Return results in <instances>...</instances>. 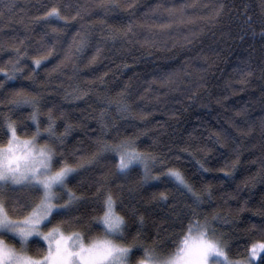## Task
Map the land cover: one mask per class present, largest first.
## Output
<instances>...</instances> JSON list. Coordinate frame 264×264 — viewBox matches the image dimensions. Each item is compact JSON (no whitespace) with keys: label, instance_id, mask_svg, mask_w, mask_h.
Here are the masks:
<instances>
[{"label":"trees","instance_id":"16d2710c","mask_svg":"<svg viewBox=\"0 0 264 264\" xmlns=\"http://www.w3.org/2000/svg\"><path fill=\"white\" fill-rule=\"evenodd\" d=\"M52 4L68 8L62 15L75 26L45 41L56 44L58 55L46 62L45 68L57 87L39 89L46 104L41 106V114L46 117L48 110H53L60 124L58 134L64 131L63 123L74 126L66 143L69 152L76 150V160L71 161L74 165L83 158L84 170L77 179L87 183L93 177H106L113 193L123 196L125 203L131 192L136 197L132 203L146 216L149 226L153 220L159 223L166 218L172 205H192L171 182L142 185V168L120 177L110 155L98 164L89 163L97 152L91 133L98 130L97 120L103 111L105 123L119 126L120 138H135L137 150L161 157L153 174L166 171L160 166L163 163L181 170L194 191L203 194L204 186H211L212 201L205 196L201 211L209 214L217 210L234 218V227L224 229L233 233V247L242 250L250 244L258 231L252 224L264 223V180L257 176L264 160V36L260 35L264 31L260 23L264 0H0V63L10 58L12 48L26 37L33 48L41 41L45 25L37 19ZM101 4L118 7L105 10ZM77 7L86 12L72 21ZM249 18L252 23H245ZM129 25L131 34L126 31ZM52 27L63 28V24L47 26L49 31ZM85 29L96 41L108 38L102 44L103 56L92 65L87 57L82 61L64 57L72 37ZM113 34H118L115 40ZM93 52L90 50L88 57ZM57 64H61L59 71L54 70ZM74 64L79 65L81 75L74 73ZM105 74L101 87L97 77ZM46 82V76L41 75L37 84ZM90 84L97 85L90 98L78 103L62 101L64 91ZM122 91L123 97L118 95ZM28 92L35 94L33 89ZM97 94L106 95L111 106ZM121 101L130 106L131 114L121 115L117 108ZM54 105H62L66 120ZM30 110L24 106L23 116ZM142 131L146 134L137 135ZM115 135L104 139L116 143ZM184 149L191 155L181 156ZM177 157L183 163H175ZM205 159V166L216 171L201 175L195 160ZM233 162L234 180L219 183L223 175L218 170ZM69 186L76 190L73 183ZM94 191L87 187L79 190L85 196ZM160 192L168 194L167 205L153 199ZM151 235H155L154 229Z\"/></svg>","mask_w":264,"mask_h":264},{"label":"snow or ice","instance_id":"6c2138e0","mask_svg":"<svg viewBox=\"0 0 264 264\" xmlns=\"http://www.w3.org/2000/svg\"><path fill=\"white\" fill-rule=\"evenodd\" d=\"M99 7L108 10L118 6L101 4ZM223 7L221 4L220 8ZM68 10L64 5L47 7L43 16L37 19V23L45 25L41 41L33 48L26 37L19 42L20 46L12 48L10 58L0 63V264H209L212 256L220 259L222 264H231L224 254L222 242L209 234L213 218L201 211L205 196L212 201L211 186L205 185L203 194L194 191L193 184L181 170L163 163L160 166L166 171L153 174L161 157L137 150L135 138H120L119 126L110 127L105 123L103 111L97 120L98 130L91 133L97 152L89 163L98 164L110 155L120 177H127L134 169L142 168V185L171 182L195 207L172 205L166 218L159 223L153 220L149 226L146 216L132 203L136 197L131 192L125 203L123 196L113 193L106 177H93L87 183L77 179L84 170L83 158L74 165L71 161L76 160V150L69 152L66 143L74 126L63 123L64 131L58 134L60 124L53 110L50 108L46 117L41 114V106L46 104L44 95L39 92L43 87H57L51 84V73L45 68L46 62L58 55L56 44L45 41H52L53 36L75 26L70 24L68 16L62 15V11ZM82 12L86 9L77 7L71 20L76 21ZM53 22L63 24V28L52 27L49 31L47 26ZM245 23H252L251 18ZM260 23L264 24V17ZM126 31L131 34V25ZM117 35L113 34L111 39L115 40ZM260 35L264 36V31ZM107 39L96 41L87 29L78 31L64 51V57L81 61L87 57L88 65L95 64L104 54L102 44ZM92 49L94 52L88 57ZM32 52L36 54L30 55ZM73 69L77 76L82 74L79 65L74 64ZM54 70H61V64L55 65ZM41 75L46 76L47 82L38 85ZM106 75L97 77L101 87ZM59 87L63 89V85ZM96 87V84L86 88L76 85L72 91H64L62 101L78 103L86 100ZM28 89H33L35 94L29 93ZM97 95L111 106L112 101L106 95ZM118 95L123 97L125 92ZM24 106L31 109L26 117L23 116ZM54 107L66 120L62 105ZM117 108L121 115L131 114L126 102L121 101ZM16 116L21 119H13ZM261 121L264 131V117ZM20 132L24 133L23 137ZM113 133H116L113 139L118 142L104 139ZM142 134L146 133H137ZM219 139L217 136V144ZM186 154L191 155L188 149L181 152V156ZM174 162L183 163L180 157ZM207 163L206 159L195 160L196 171L201 175L216 171L206 167ZM235 169V162L220 168L218 171L223 179L219 183L234 180ZM257 176L264 180V160ZM255 179H251L253 184ZM70 183L76 190L69 186ZM85 187L88 191L95 189L91 196L80 194L79 190ZM153 199L167 205L169 197L166 192H160ZM243 210L241 207L240 211ZM251 227L264 230V223ZM153 229L155 235H151ZM170 239L175 248L163 256L160 249L166 248ZM148 240L152 242L148 243ZM245 249L246 259L241 264H264V239H253Z\"/></svg>","mask_w":264,"mask_h":264},{"label":"clouds","instance_id":"9594fccd","mask_svg":"<svg viewBox=\"0 0 264 264\" xmlns=\"http://www.w3.org/2000/svg\"><path fill=\"white\" fill-rule=\"evenodd\" d=\"M207 215L210 218H213V226L209 234L213 236V238H219V240L222 242L224 254L227 259L231 262V264H241V262L246 259L245 246L242 250L234 248L232 239L233 233L224 230L226 226L229 228L234 227L236 223L235 219L230 217L228 214L221 213L217 210H214ZM201 219H203V217H201ZM256 237H258L259 239H264V230H258L256 236L253 237V239H255ZM174 248L175 244L170 239L169 241H167V247H161L160 252L163 256H167L171 251L174 250ZM133 264H135V262H133ZM209 264H222V261L216 256H212L210 257Z\"/></svg>","mask_w":264,"mask_h":264}]
</instances>
